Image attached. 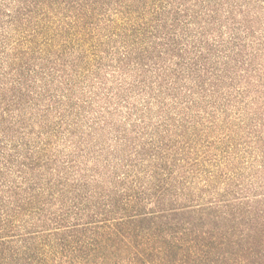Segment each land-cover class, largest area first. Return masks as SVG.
Segmentation results:
<instances>
[{
    "label": "trees",
    "instance_id": "trees-1",
    "mask_svg": "<svg viewBox=\"0 0 264 264\" xmlns=\"http://www.w3.org/2000/svg\"><path fill=\"white\" fill-rule=\"evenodd\" d=\"M0 264H264V0H0Z\"/></svg>",
    "mask_w": 264,
    "mask_h": 264
}]
</instances>
